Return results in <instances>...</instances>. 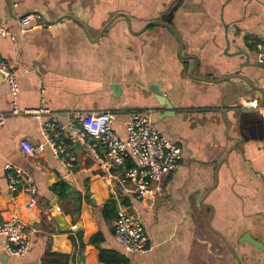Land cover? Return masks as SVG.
<instances>
[{"label":"crops","instance_id":"0c3cea01","mask_svg":"<svg viewBox=\"0 0 264 264\" xmlns=\"http://www.w3.org/2000/svg\"><path fill=\"white\" fill-rule=\"evenodd\" d=\"M31 12L43 18L22 32L19 17ZM0 22L7 29L0 56L15 70L21 110H107L124 138L129 115L150 108L157 129L181 147L163 194L152 204L126 198L149 236L145 250L128 253L113 236L114 219L97 213L120 169L104 168L75 146L67 180L49 151L23 155L20 139L39 141L40 120L9 113L1 77L0 110L7 115L0 126V220L20 218L30 248L2 254L0 264H41L48 248L73 253L70 264H104L88 243L98 231L102 246L127 264H264V70L256 66L264 0H0ZM6 163L33 178V208L10 189ZM51 172L57 179L48 182ZM61 181L69 187L65 197L53 190ZM73 191L91 201L82 199L79 215ZM76 230L82 248L69 239Z\"/></svg>","mask_w":264,"mask_h":264},{"label":"built area","instance_id":"2783aa9c","mask_svg":"<svg viewBox=\"0 0 264 264\" xmlns=\"http://www.w3.org/2000/svg\"><path fill=\"white\" fill-rule=\"evenodd\" d=\"M43 16L40 12H31L19 17L21 31L26 32L38 25ZM7 29L0 22V35ZM256 58L264 62V42L257 44ZM0 74L8 84L10 96V114L31 115L39 119L41 139L30 142L23 137L19 150L25 156H36L49 151L69 175L76 162L75 146L97 158L104 168L120 169L117 183L111 190L117 202L113 223L115 240L128 253L142 252L147 248L149 236L142 216L129 209L126 198L150 204L164 192V179L178 166L181 158L180 145L157 129L152 115L153 109L133 112L124 122L125 137L121 138L113 128V114L107 110L87 112L70 109L63 112H51L39 107L21 110L17 99L19 87L15 70L0 56ZM50 114L48 118L42 115ZM60 114L64 116L59 119ZM7 113L0 110V126L5 123ZM59 115V116H58ZM264 129V106L260 112ZM9 186L16 194H23L27 208L36 205L37 187L33 178L21 167L6 163ZM30 248V241L24 234V223L17 216L0 220V258L21 256ZM83 253L79 252V262Z\"/></svg>","mask_w":264,"mask_h":264},{"label":"trees","instance_id":"16d2710c","mask_svg":"<svg viewBox=\"0 0 264 264\" xmlns=\"http://www.w3.org/2000/svg\"><path fill=\"white\" fill-rule=\"evenodd\" d=\"M53 190L61 197H65L69 194V187L64 181H61L55 186H53ZM71 195L73 197V206L76 207L77 213L79 215V209L81 206L82 199L86 203H91V201L87 196H82L81 193L78 191H73ZM116 209V200L111 197L103 203L102 207L99 209V211H97V213L101 215L105 222H108L114 219L116 215ZM69 239L74 247L78 246L79 248H82L84 246L81 230H76L75 232L70 233ZM103 241L104 237L100 231L92 234L88 239V243L93 245L98 250L99 261L103 262L104 264H127V259L123 254L114 249L103 247ZM73 259V253L68 254L55 252L51 251L48 248L45 250L41 258V264H70Z\"/></svg>","mask_w":264,"mask_h":264},{"label":"water","instance_id":"95a60500","mask_svg":"<svg viewBox=\"0 0 264 264\" xmlns=\"http://www.w3.org/2000/svg\"><path fill=\"white\" fill-rule=\"evenodd\" d=\"M150 23H159L158 21H153V22H150ZM226 42H228V40L226 39ZM227 44V43H226ZM228 46V45H227ZM226 46V47H227ZM256 66H258V67H260V68H262L263 70H264V62H258L257 64H256ZM2 76H1V74H0V78H1ZM160 97H162V95H159ZM158 102L160 103V104H164V102H163V100L160 98H158ZM168 103L167 102H165V105H167ZM48 179H49V181L48 182H52V181H55L56 179H57V177H56V175L55 174H53V172H51L50 174H49V176H48ZM64 179H67V180H69L70 179V176L69 175H67V177H65ZM54 214V217L56 218V220H57V222L61 225L62 223H63V218H62V215L60 214V213H58V212H54L53 213Z\"/></svg>","mask_w":264,"mask_h":264},{"label":"rangeland","instance_id":"374dc122","mask_svg":"<svg viewBox=\"0 0 264 264\" xmlns=\"http://www.w3.org/2000/svg\"><path fill=\"white\" fill-rule=\"evenodd\" d=\"M66 207L69 208V203L66 204Z\"/></svg>","mask_w":264,"mask_h":264}]
</instances>
